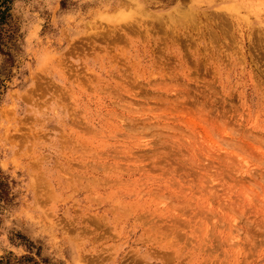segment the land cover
I'll use <instances>...</instances> for the list:
<instances>
[{"label":"rangeland","instance_id":"obj_1","mask_svg":"<svg viewBox=\"0 0 264 264\" xmlns=\"http://www.w3.org/2000/svg\"><path fill=\"white\" fill-rule=\"evenodd\" d=\"M0 264H264V0H0Z\"/></svg>","mask_w":264,"mask_h":264},{"label":"bare ground","instance_id":"obj_2","mask_svg":"<svg viewBox=\"0 0 264 264\" xmlns=\"http://www.w3.org/2000/svg\"><path fill=\"white\" fill-rule=\"evenodd\" d=\"M44 187V186H43Z\"/></svg>","mask_w":264,"mask_h":264}]
</instances>
